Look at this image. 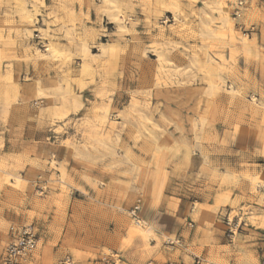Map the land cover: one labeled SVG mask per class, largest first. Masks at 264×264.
<instances>
[{
	"label": "rangeland",
	"instance_id": "374dc122",
	"mask_svg": "<svg viewBox=\"0 0 264 264\" xmlns=\"http://www.w3.org/2000/svg\"><path fill=\"white\" fill-rule=\"evenodd\" d=\"M0 153V264H264V0H0Z\"/></svg>",
	"mask_w": 264,
	"mask_h": 264
},
{
	"label": "built area",
	"instance_id": "2783aa9c",
	"mask_svg": "<svg viewBox=\"0 0 264 264\" xmlns=\"http://www.w3.org/2000/svg\"><path fill=\"white\" fill-rule=\"evenodd\" d=\"M240 12L241 10L238 6L235 9V15L240 16ZM139 208V204H136L134 206V209L132 211L133 215H137V211L139 210ZM230 222L231 221H228L229 225L232 226ZM240 224L241 223H234L235 228H238ZM190 225L193 226V223L191 222ZM229 231L234 233L233 228H229ZM39 241V236L32 226L28 225L21 227L16 236L6 247L1 259L2 264H26L29 257L37 249ZM120 262V257L115 258L113 256H106L102 259V264H119ZM59 264H75V262L70 256H66L63 260L60 261ZM148 264L153 263L149 262Z\"/></svg>",
	"mask_w": 264,
	"mask_h": 264
},
{
	"label": "crops",
	"instance_id": "0c3cea01",
	"mask_svg": "<svg viewBox=\"0 0 264 264\" xmlns=\"http://www.w3.org/2000/svg\"><path fill=\"white\" fill-rule=\"evenodd\" d=\"M5 157V154H3V153H0V183H3L4 184V178L6 177V176H8V175H10L9 173L10 172H8L6 169H4L3 167H2V161H3V158ZM252 158V156L251 155H249V159H251ZM5 185V184H4ZM203 203V202H202ZM181 205V203L179 204V206ZM208 206H211L212 208H213V210H211V211H214V210H216L215 209V207H214V203H208ZM218 210V209H217ZM186 211H188L187 213H190V215H192L193 214V212H191V206H187V210ZM203 233L201 232V235H202ZM215 238V236H214V234H212V235H210L209 237H208V239H210V240H213Z\"/></svg>",
	"mask_w": 264,
	"mask_h": 264
},
{
	"label": "bare ground",
	"instance_id": "6f19581e",
	"mask_svg": "<svg viewBox=\"0 0 264 264\" xmlns=\"http://www.w3.org/2000/svg\"><path fill=\"white\" fill-rule=\"evenodd\" d=\"M223 7H224V6H223ZM223 7H222V8H223ZM219 11H223V12L225 13V16H224V23L230 25V23H231V22H230L231 16H230L228 10H226V9L223 8V9H221V10H219ZM120 13H122V15H123L124 17L126 16L125 13H123V12H120ZM124 14H125V15H124ZM220 15H221V14H220ZM31 18H36V17H35V16H31ZM227 26H228V25H227ZM231 26H232V24H231ZM231 26H230V27H231ZM121 28L124 29L125 26H123V27L121 26ZM126 29H127V28H126ZM231 30H232V29H231ZM29 33H30V32H29ZM245 41H246V39H245ZM198 62L200 63L199 60H197V63H198ZM68 83H69V82H68ZM68 87H69V86H68ZM230 88H231L230 90H232V91L235 90L234 87H232V86H231ZM60 92H62V91H60ZM64 92H65V91H64ZM66 92H68V91H66ZM52 96H55V97H53V99H55V98L57 97V92H54V93L52 94ZM58 97H59V96H58ZM56 99H58V98H56ZM52 102H53V101H52V98L50 97V98L48 99V101H47L49 107H50V105L52 104ZM137 221H138V224H141V222H140L139 220H137Z\"/></svg>",
	"mask_w": 264,
	"mask_h": 264
}]
</instances>
